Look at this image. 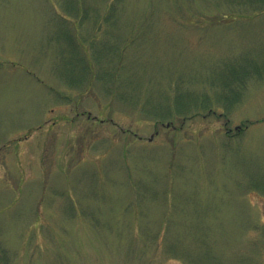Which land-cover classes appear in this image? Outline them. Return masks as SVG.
I'll list each match as a JSON object with an SVG mask.
<instances>
[{
  "label": "rangeland",
  "instance_id": "obj_1",
  "mask_svg": "<svg viewBox=\"0 0 264 264\" xmlns=\"http://www.w3.org/2000/svg\"><path fill=\"white\" fill-rule=\"evenodd\" d=\"M257 1L0 0V264H264ZM176 82L213 110L154 116Z\"/></svg>",
  "mask_w": 264,
  "mask_h": 264
},
{
  "label": "trees",
  "instance_id": "obj_2",
  "mask_svg": "<svg viewBox=\"0 0 264 264\" xmlns=\"http://www.w3.org/2000/svg\"><path fill=\"white\" fill-rule=\"evenodd\" d=\"M118 1L119 5L122 6L123 0H109V4L107 9H110L111 12L109 13V16L113 14L115 7L117 4L114 5V2ZM237 4H243L244 8H248L249 5H251L250 10H254L257 5V0H234ZM119 7V6H118ZM257 7V6H256ZM237 12V11H236ZM225 17V15H223ZM236 61L235 60H227L223 62V66L225 68V72L219 74V79H215V77H212L209 81L211 82L210 87H214L219 89V92H217V101H223L224 106L223 109H227L233 105V103L237 100H239V97L241 96V90L243 89V85L246 79L250 78L252 75H257L259 73L257 67H254L253 65H250L248 61V64L242 65L240 64H234ZM112 70V69H111ZM119 78L122 79L121 76H117L116 78L113 79V83L111 85H108V89L111 91L113 88L118 87V85H114L115 81H117ZM104 79V78H102ZM100 79V80H102ZM123 83V82H122ZM182 84L181 82H176L174 85L176 86V90L174 91L173 95V100H172V105L171 106H166L169 102H167L166 105L162 107H150L149 109L153 111V115L156 116L157 118H166L169 115L170 110H174L176 114L178 115H194L196 114L197 110L193 109V106L196 105L198 108L201 109H207L208 111L213 110V107L210 105L211 102L207 99V95H200L197 96L195 92H192L190 89L187 88H180L179 85ZM178 87V88H177ZM134 93H130V96L127 97L126 100L131 101V103L135 104L134 102V97L133 95H137L136 90L130 89ZM136 92V93H135ZM126 93V92H125ZM129 93V92H128ZM118 95V94H117ZM134 95V96H135ZM169 96V93H168ZM122 97V96H121ZM169 99V97L167 98ZM171 100V99H169ZM138 103V102H137ZM196 108V109H198ZM256 189L261 191L264 194V184H258L255 185ZM252 188H254L252 186ZM254 188V189H255ZM204 252L208 251L206 249H203ZM203 260L201 259H196V263L198 264H221L220 260H216L214 255L210 253H206L203 256ZM246 258V257H245ZM242 260V259H241ZM245 260V259H244ZM194 261V262H195ZM247 263L245 261H240V263Z\"/></svg>",
  "mask_w": 264,
  "mask_h": 264
},
{
  "label": "water",
  "instance_id": "obj_3",
  "mask_svg": "<svg viewBox=\"0 0 264 264\" xmlns=\"http://www.w3.org/2000/svg\"><path fill=\"white\" fill-rule=\"evenodd\" d=\"M170 123H166V126H168ZM239 126H235V129L238 128ZM153 135L150 136L149 140L152 138Z\"/></svg>",
  "mask_w": 264,
  "mask_h": 264
}]
</instances>
